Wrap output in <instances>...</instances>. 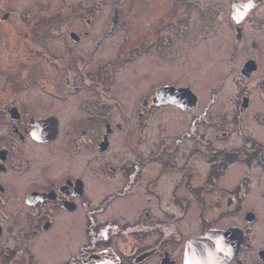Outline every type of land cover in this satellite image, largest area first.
Listing matches in <instances>:
<instances>
[{"label":"flooded vegetation","instance_id":"af4514ba","mask_svg":"<svg viewBox=\"0 0 264 264\" xmlns=\"http://www.w3.org/2000/svg\"><path fill=\"white\" fill-rule=\"evenodd\" d=\"M18 1L0 264H264V0Z\"/></svg>","mask_w":264,"mask_h":264},{"label":"rangeland","instance_id":"374dc122","mask_svg":"<svg viewBox=\"0 0 264 264\" xmlns=\"http://www.w3.org/2000/svg\"><path fill=\"white\" fill-rule=\"evenodd\" d=\"M40 1H46V2H49L51 5V7L53 8H55L56 7V3H58L57 2V0H40ZM34 2H35V0H19L18 2H16V5H19V6H22V8L23 9H25V8H27L28 6H30V5H34ZM42 8H40V10H41ZM200 69H201V72H204L206 69H207V66L205 65H201L200 66ZM176 111L174 112H172V111H170L169 113H168V116H167V119H168V123H167V129H168V131H171V130H173V129H175L174 128V126H172L173 124L175 125V127L177 126V125H179V124H181V122L183 121V117L182 116H180V115H178V116H176ZM172 122H174V123H172Z\"/></svg>","mask_w":264,"mask_h":264}]
</instances>
